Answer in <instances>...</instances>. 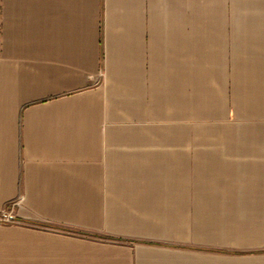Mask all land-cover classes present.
Here are the masks:
<instances>
[{"label":"crops","instance_id":"crops-1","mask_svg":"<svg viewBox=\"0 0 264 264\" xmlns=\"http://www.w3.org/2000/svg\"><path fill=\"white\" fill-rule=\"evenodd\" d=\"M0 264H264V0H0Z\"/></svg>","mask_w":264,"mask_h":264},{"label":"built area","instance_id":"built-area-1","mask_svg":"<svg viewBox=\"0 0 264 264\" xmlns=\"http://www.w3.org/2000/svg\"><path fill=\"white\" fill-rule=\"evenodd\" d=\"M15 219V216L13 215V213H11L8 210H4L2 212H0V221L1 222H11Z\"/></svg>","mask_w":264,"mask_h":264}]
</instances>
